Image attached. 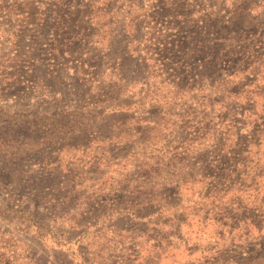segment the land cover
I'll list each match as a JSON object with an SVG mask.
<instances>
[{"label":"rangeland","instance_id":"374dc122","mask_svg":"<svg viewBox=\"0 0 264 264\" xmlns=\"http://www.w3.org/2000/svg\"><path fill=\"white\" fill-rule=\"evenodd\" d=\"M131 100L92 145L98 107ZM96 180L144 221L86 229L82 264H171L176 243L181 264H264V0H0V264L36 253L25 230L73 238Z\"/></svg>","mask_w":264,"mask_h":264},{"label":"crops","instance_id":"0c3cea01","mask_svg":"<svg viewBox=\"0 0 264 264\" xmlns=\"http://www.w3.org/2000/svg\"><path fill=\"white\" fill-rule=\"evenodd\" d=\"M137 102L134 100L129 101L128 103H115V104H105L102 107H98L100 110L96 116H94L91 123L95 124L92 126V130L89 131V139L93 144H97V140H113L120 137L117 129L129 123L127 117V113H132L133 108ZM97 124L101 126V128L107 127L109 131H101L95 130ZM90 166H98L100 169H104V171H111L112 168L116 164H102L101 162H95L94 164H89ZM85 164H81L80 167H84ZM98 168V169H99ZM106 179V178H105ZM100 180V179H99ZM90 181V184L87 185L83 181H78L73 186V192L76 194V198H89V207L88 209H83V216L88 215V219L81 220H73L72 225L70 226L67 222L64 223V227L76 232L73 238H64L57 243H49V241L45 237H41L36 228H31L32 230L29 232H23L28 237H31L32 240H36L34 244L37 246L35 250L36 253L32 254V257H26V264H82L80 262L81 255L79 253V245L80 241L84 238L86 229H97V233L102 235L103 233H112L115 234L123 233L128 231V220L133 221V218L136 221H144V215H134L128 214L126 212H114L110 203L112 200L110 198H117L118 195L123 194V191L120 187L114 186V193H104V191H100L103 189L105 184H101L103 181ZM107 184V183H106ZM58 187L64 188L65 185L63 182L58 184ZM102 187V189H101ZM52 198H69L68 193H64L62 195L52 196ZM81 203L82 201H77ZM85 206V204H83ZM81 212V211H80ZM120 219L126 220L124 223L118 222ZM104 223L105 227L100 223ZM103 231V232H102ZM139 237V235L136 234ZM19 241V240H18ZM21 242H15L12 248L11 255V264H18L20 262V254H21ZM175 246V244H174ZM27 251V246H24ZM180 248V249H179ZM182 251V246L179 243H176V251H172V261L171 264H181L182 259L180 258L179 252ZM184 251L188 254L189 250L184 247ZM144 254V261L149 260L150 255L148 251L142 252L141 255ZM190 255V254H189ZM138 261V256L135 259V262ZM116 264H120V262H115ZM142 264V263H141Z\"/></svg>","mask_w":264,"mask_h":264}]
</instances>
